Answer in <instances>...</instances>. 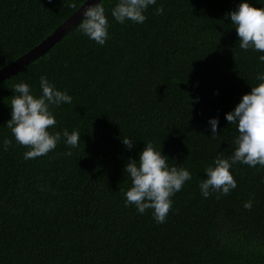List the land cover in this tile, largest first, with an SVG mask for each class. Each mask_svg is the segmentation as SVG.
Listing matches in <instances>:
<instances>
[{
  "label": "trees",
  "instance_id": "16d2710c",
  "mask_svg": "<svg viewBox=\"0 0 264 264\" xmlns=\"http://www.w3.org/2000/svg\"><path fill=\"white\" fill-rule=\"evenodd\" d=\"M84 1L0 0V68ZM115 3L104 0L111 25L104 45L78 23L0 81V264H264V167L235 164L237 187L227 195L205 198L199 188L214 158L236 147L237 125L225 114L264 72V53L242 49L225 19L239 0H157L142 24L117 22ZM42 75L73 97L54 108V130H78L81 140L71 147L62 136L47 155L26 160L28 148L6 123L12 88L25 81L39 95ZM209 117H219L214 136ZM123 138L135 141L131 150ZM145 141L192 173L164 223L151 209L125 205V165Z\"/></svg>",
  "mask_w": 264,
  "mask_h": 264
},
{
  "label": "clouds",
  "instance_id": "9594fccd",
  "mask_svg": "<svg viewBox=\"0 0 264 264\" xmlns=\"http://www.w3.org/2000/svg\"><path fill=\"white\" fill-rule=\"evenodd\" d=\"M156 4L157 0H116L111 16L121 24L128 20L142 24L147 19L145 13L149 7ZM163 12V5L156 8L157 14ZM228 18L237 31L242 49L264 53V6L257 7L251 0H239L235 9L225 14V19ZM78 23L84 35L104 45L111 26L104 0H88L83 18ZM258 59L264 62V54ZM256 78L259 83L251 85V91L244 93L234 109L225 114L229 123L237 125L239 134L233 141L236 147L230 156H217L205 168L206 177L199 184L205 198L212 193L227 195L237 187L232 169L238 162L250 167L258 164L264 167V72L257 73ZM12 89L15 95L10 104L11 118L6 123L16 142L28 148L24 159L47 155L56 148L62 136L67 145H79L81 134L78 130H54L57 124L54 108L64 103L71 104L73 100L66 90L58 89L46 75L40 77L39 95L25 81L16 83ZM208 125L211 135L218 134L219 117H209ZM122 142L129 150L135 143L129 138H123ZM11 144L10 138L3 140L5 150ZM68 155H71L70 151ZM169 161L162 147L158 149L152 141H145L138 159L130 158L125 165V173L131 178V185L125 192V205H134L140 214L151 209L156 223L166 221L174 203L172 197L192 178L188 168L178 167ZM243 207L250 210L252 201H245Z\"/></svg>",
  "mask_w": 264,
  "mask_h": 264
},
{
  "label": "water",
  "instance_id": "95a60500",
  "mask_svg": "<svg viewBox=\"0 0 264 264\" xmlns=\"http://www.w3.org/2000/svg\"><path fill=\"white\" fill-rule=\"evenodd\" d=\"M88 0H85L71 15H69L61 24H59L50 34L43 38L38 44L33 46L27 52L12 60L0 68V81L10 75L19 72L29 62L37 59L74 27L83 17V9L87 6Z\"/></svg>",
  "mask_w": 264,
  "mask_h": 264
}]
</instances>
